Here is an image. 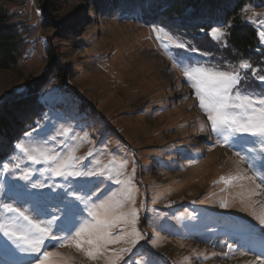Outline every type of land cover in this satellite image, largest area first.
Segmentation results:
<instances>
[{
  "label": "rangeland",
  "instance_id": "374dc122",
  "mask_svg": "<svg viewBox=\"0 0 264 264\" xmlns=\"http://www.w3.org/2000/svg\"><path fill=\"white\" fill-rule=\"evenodd\" d=\"M115 1L61 0L55 13L47 10V0L0 1L24 35L18 66L0 68V134L6 120L23 118L37 92L48 110L0 159L14 173L0 174V224L13 221L3 208L11 204L50 226V237L56 236L44 241L41 253H31L0 232V264H32L44 251L68 257L70 264L113 259L115 264H264V143L226 129L212 131L182 67L190 62V71L237 72L239 90L259 97L264 62L257 66L234 56L228 43L232 20L225 27L218 24L207 40L196 41L161 23L145 24L140 11L121 14L123 6ZM252 2L240 17L257 30L264 49V0ZM161 28L165 31L157 39L154 29ZM243 63L250 67L242 69ZM18 144L65 158L74 155L73 170L96 175L57 177L48 165L33 164ZM6 145L4 136L0 149ZM25 173L28 180L20 178ZM32 183L45 187L33 189ZM129 189L131 199L120 211L134 210L135 223L129 216V223L111 229L113 236L121 230L126 235L90 259V245L85 250L75 246L84 239L75 231L91 219L88 208L81 202L76 221L70 222L58 197L67 203L86 196L91 207L109 197H128ZM234 219L249 229L233 228L229 221ZM48 264L61 262L54 256Z\"/></svg>",
  "mask_w": 264,
  "mask_h": 264
},
{
  "label": "snow or ice",
  "instance_id": "6c2138e0",
  "mask_svg": "<svg viewBox=\"0 0 264 264\" xmlns=\"http://www.w3.org/2000/svg\"><path fill=\"white\" fill-rule=\"evenodd\" d=\"M154 31H156L157 39H162L160 32H164L165 30L161 28L159 30L154 29ZM217 34L218 30H214L213 36L215 37ZM165 35H168V33L166 32ZM219 35L223 36V33H219ZM176 46L185 47L183 44ZM193 51L196 50L193 49ZM182 67L186 69L184 72L185 77L192 87L196 89L197 95L200 97L199 106L206 111L208 119L211 121L212 131L220 133L226 129L233 136L236 134H247L259 138L260 142L264 143V91L261 92L259 97L242 93L238 88V85L241 83V76L237 72L216 71L203 67H197L194 71H190L188 70L192 68L190 62L182 65ZM240 67L248 69L250 65L243 63ZM260 79L264 81V75ZM224 143L226 146L229 144L228 136H224ZM231 146L234 147V143ZM17 148L33 164L48 165L47 171L57 177L68 178L96 175L95 172L73 170V166L69 161L75 159L74 155L70 154L68 158H65L57 156L54 152H50L47 149H29L25 148L22 144H18ZM91 155L92 153L90 152L89 156ZM97 163L99 164L100 162L97 161ZM111 163L115 165L116 161L113 160ZM125 166L121 164L122 168ZM105 169L108 173L113 171L112 168L107 166H105ZM105 169H101V171L103 172ZM3 173L14 174L7 163L0 164V174ZM29 177L30 173H25L20 178L28 180ZM231 179H236V177ZM221 182L229 184L231 181L228 177H221ZM117 183H120V181L117 180ZM31 187L33 189H41L45 185L32 183ZM254 194L258 195L259 193ZM34 195L39 197L41 194L37 192ZM58 199H61V202L64 204L65 219L70 222L76 221V217L81 211L79 207L81 202L85 204V208H88V216L91 219L80 223L78 230L75 231L76 237H84V239L78 240L75 246L80 250H85L84 245H90L91 247L86 250V254L90 259H95L98 255H102V250H106L109 244L119 243L126 235V232L121 230L119 234L113 236L111 229L120 223H129V216L133 218L131 222L135 223L136 213L134 210L129 213L120 211L123 208L124 202L127 199H131L130 189L128 197H109L99 204L93 202L91 207L88 205L86 196L74 197V199L68 200L67 203H64L60 197ZM3 208L8 213L13 214L14 219L11 223L0 224V232L21 251L41 253V246L46 239H56L55 235L50 237V226H45L11 204H4ZM17 219L23 220L25 223H16ZM261 223H264V217L261 218ZM50 224L51 222H49ZM60 246L65 245L61 243ZM123 251H127V249ZM41 255L43 258L40 259L38 257L32 264H48L50 258L54 256L59 257L61 264H70V258L61 256L60 253L44 251ZM112 255L113 257H119V253H113ZM109 264H115V260H111Z\"/></svg>",
  "mask_w": 264,
  "mask_h": 264
},
{
  "label": "trees",
  "instance_id": "16d2710c",
  "mask_svg": "<svg viewBox=\"0 0 264 264\" xmlns=\"http://www.w3.org/2000/svg\"><path fill=\"white\" fill-rule=\"evenodd\" d=\"M252 1L226 0V3L224 0H116L114 3L117 6H123L121 14L140 11L145 24L161 23L167 30L178 32L196 41L207 40L209 32L218 24L225 27L227 22L232 20L228 28V43L232 53L235 57L240 56L258 66L264 62V49L259 41L257 30L251 24L243 22L240 17L244 7L248 3H253ZM60 2L61 0H47V10L51 13L57 12ZM10 18L9 13L0 6V68L2 69L18 66L20 46L23 43L24 35L21 29L13 24ZM49 50L50 59H53L51 47ZM190 58L203 60L200 55H191ZM37 93L36 96L34 95L35 101L25 105L29 107L24 109L26 112L22 119L15 117L13 122L8 123L6 120L3 123L5 132L4 134L1 132L0 138L5 136L8 145L5 149H0V159L7 158L10 155L9 146L13 141L20 139L28 129L34 126L35 121H41L48 112L45 104L39 102ZM17 221L20 224L25 223L23 220L17 219ZM229 225L244 232L249 229L246 223L238 219L229 221Z\"/></svg>",
  "mask_w": 264,
  "mask_h": 264
}]
</instances>
